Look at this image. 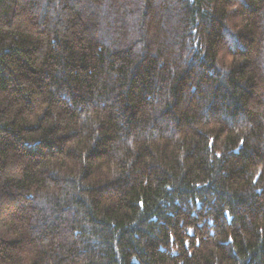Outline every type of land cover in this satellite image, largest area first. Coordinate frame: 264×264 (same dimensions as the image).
I'll list each match as a JSON object with an SVG mask.
<instances>
[{
  "label": "trees",
  "instance_id": "trees-1",
  "mask_svg": "<svg viewBox=\"0 0 264 264\" xmlns=\"http://www.w3.org/2000/svg\"><path fill=\"white\" fill-rule=\"evenodd\" d=\"M0 264H264V0H0Z\"/></svg>",
  "mask_w": 264,
  "mask_h": 264
}]
</instances>
